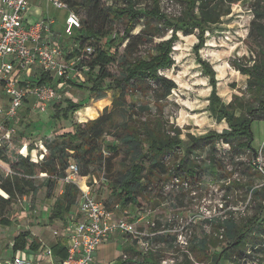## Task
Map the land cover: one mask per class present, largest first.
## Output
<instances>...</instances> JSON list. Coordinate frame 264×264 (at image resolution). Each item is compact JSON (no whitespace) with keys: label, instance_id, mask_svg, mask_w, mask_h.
<instances>
[{"label":"rangeland","instance_id":"rangeland-1","mask_svg":"<svg viewBox=\"0 0 264 264\" xmlns=\"http://www.w3.org/2000/svg\"><path fill=\"white\" fill-rule=\"evenodd\" d=\"M72 1L85 5V7L73 8L81 20L89 14L91 23L98 27H103L106 22L104 14L101 12L104 7L124 4L123 0H99L97 5L93 1L89 4L87 0ZM133 1L140 10L157 2L160 12L169 19L181 15L186 6L185 0ZM31 2V8H38L43 16L54 19V27L64 38L73 39L76 36L75 33L69 36L64 33L65 9L56 8L52 2H47V0H32ZM259 6L264 9V0H241L232 4L230 6L232 16L222 24L221 22L225 21V16L222 15L220 23L209 26L203 33L204 42L199 47H197L199 44L198 28H194L192 33L185 34L180 30L165 29L164 25L157 20H149L148 31L152 35L159 32L160 36L155 34L151 42L139 44V51L136 55H143L147 51L151 53L154 43L175 36L170 52L173 60L172 66L159 70V74L172 79L176 88L171 91L167 101L160 107L148 102V107L151 109L148 112L138 110L130 117L127 116V111L124 108L115 110V124L120 125L124 121L137 124L139 121L149 118L161 120L167 129L178 130L184 144L167 158L169 162L177 160L183 155L188 134L199 136L208 131L220 133L227 129L225 120L216 122L207 110L212 86L209 76L204 75L202 71V61L209 63L212 67L216 93L224 103L232 102L237 113L240 112V109L242 110L240 105L243 106L249 102L253 105L252 107H258L253 100L254 96H251L250 91L246 90L248 76L236 70L233 62L250 66L253 63L252 59H258V56L262 57L260 52L264 50V38L257 34L254 26L250 23L254 20L255 23L264 27V15L260 18L253 16V12L258 10ZM144 23L145 19H142L131 34L138 33ZM111 25L112 29L107 34V38L122 35L124 29L122 21H114ZM86 42L99 44L100 39H90ZM124 44L118 47L116 58L108 65L110 73L116 77L120 72L118 59L122 55ZM70 48L69 46L65 47V52ZM86 72L77 66L74 71L68 73L70 78L67 76L59 79L56 84L52 79L51 81L47 79L51 85L62 87L57 91L58 97L52 101L54 105H49L43 113L34 110L29 101L25 102L14 126L15 132L9 139L0 141L2 152L6 157V161L0 159L1 177L16 174L14 165L19 160V156H26L29 162L41 161L43 155L48 153L44 141H51L57 137L56 135L74 129L76 124L86 123L97 118L104 111L112 110V101L118 96L119 90L110 86L104 91L102 98L97 99L91 96L87 89L80 86V81L86 79ZM67 99H71L75 103L84 102L87 105L81 106L71 113L67 120H52L51 114L57 108L64 107ZM2 100L3 95L0 91V105ZM147 101H149L148 97L138 99V103ZM172 130H170L171 134ZM251 131L253 152L240 151L243 153L227 154L229 146L220 142L221 140L216 142L215 147L218 149L214 152V157L220 163L221 168L213 173L208 163L209 149L207 146L200 147L192 154V159L202 169L195 183L185 182V180L178 181L174 176H170L164 178L158 185H149L142 194H139L136 199L137 203L123 206L112 194L108 184L116 170L124 168L123 145L115 142V145H120V149L113 154L103 148L104 156L110 157L109 162L103 163L101 166H92L89 168L90 176L77 178L76 199H79L85 186L98 201L114 209L117 216L134 221L141 219L136 222L139 230L150 232L152 230L151 223L154 222L157 227L163 225V229H168L170 237L175 238L176 235L181 234L187 244L174 243L173 247V241H168L157 252L142 254L140 249H135L134 245H130L127 238L122 236L109 240L97 249L95 256L98 263L115 264L127 257L134 264H160L162 258H174L173 264H214L213 254L219 253L221 246L227 241L221 234V217L234 221L239 230H243L246 222L253 219V215L258 214L259 205L262 206L261 212L257 220L251 224V229L246 234L243 244L226 252L222 259L219 256L218 264H230L235 259V255L238 256L245 250L246 243L261 242L262 238L259 235L264 230V220L261 218V214L264 215V190H261L264 185V113L255 112V118L251 122ZM105 141L114 143L111 137H106ZM223 149H226L224 154L221 152ZM44 176L41 174L34 178V184L38 186L36 193L17 197L8 213V217L13 220L11 224L0 225L1 258L3 254L7 253V250L11 251L12 249L4 244L5 240H12L17 232L26 230V228L32 233L41 235L46 246L60 240L59 236L53 235V231L57 230L62 233L64 220H55L51 224L45 225L42 223L44 216L41 214H45L52 200L61 195L60 192L63 190L65 181L63 179L58 181L53 198L50 200L46 197V186L42 183ZM253 189L259 190V193L255 195ZM3 194L5 195L0 189V195L3 196ZM76 206L74 204L71 209L74 210ZM202 238L205 239L204 247H200L196 242ZM18 251L20 254L22 253L21 249ZM146 259L151 262H147Z\"/></svg>","mask_w":264,"mask_h":264},{"label":"trees","instance_id":"trees-1","mask_svg":"<svg viewBox=\"0 0 264 264\" xmlns=\"http://www.w3.org/2000/svg\"><path fill=\"white\" fill-rule=\"evenodd\" d=\"M64 1L73 11V8L77 6L85 7V5L75 1ZM92 1L95 5L99 2V0H87L89 4ZM123 1V5H107L101 10L106 19L103 27L91 23L88 14L83 20L80 18L81 27L74 32L76 36L61 42L66 59L78 55L86 45L92 47L93 51L88 56L84 55L77 65L80 69L82 65L88 67L86 79L80 81V86L87 89L91 96L97 99L102 98L104 91L110 86L118 89V96L112 101V110L104 111L100 116L86 123L76 124L74 129L56 135L57 137L51 141H44L48 153L43 155L41 161L29 162L26 156H19V160L14 165L17 175L4 178L0 176V189L5 193L3 196L0 195V225L6 226L13 221L8 217V213L17 197L36 193L38 186L34 184V178L41 174L45 175L42 178V183L46 186V197L53 198L58 181L65 178V171L70 163L77 164L80 176H88L90 167L101 166L103 163L109 162L110 157L104 156L103 148L110 154L120 149V145H115V142L123 145L124 168L123 170H116L115 175L110 177L108 184L112 194L118 198L122 206L137 203L136 199L139 194H142L149 185H158L160 181L170 176H174L178 181L185 180V182L195 183L202 169L192 159V154L200 147H208V163L213 173L221 168L220 163L214 157V152L218 149L215 147L216 142L221 140L220 142L229 146L228 151H226L227 154L254 151L251 145L253 140L251 122L255 118L256 111L264 113V50L260 52L262 57L258 56V59H252L253 63L250 66L233 62L236 70L248 76L246 90L250 91V95L254 96L253 100L258 105L255 108L250 102L243 106L240 105L242 110L240 109L239 113L235 112L232 102L226 104L219 98L215 89L214 71L209 63L202 61V71L204 75L209 76V82L212 86L207 110L216 122L225 120L228 128L220 133L208 131L199 136L188 134L183 155L177 160L169 162L167 158L184 144L178 130L167 129L159 119L146 118L137 124L124 121L120 125H116L114 122L115 110L124 108L127 111V116L130 117L138 110L148 112L151 110L148 107V102L160 107L163 105L162 103L167 101L171 91L176 88L172 79L159 74V70L172 66L173 60L170 52L175 36L154 43L151 53L147 51L143 55H136L139 51V44L151 42L155 34L160 36L159 32L152 35L148 31L149 20H157L164 25L165 29L180 30L185 34L192 33L194 28H198L199 44L197 47H199L204 42V31L209 26L220 23L219 20L222 15L225 16V21L221 22L224 24L226 19L232 16L230 6L241 0H185L186 6L181 15L173 19L167 18L160 12L157 2L140 10L135 6L133 0ZM263 15L264 9L261 6L253 12V16L258 18ZM142 19H145L143 27L138 33L131 34L134 27L140 24ZM114 21L124 23L123 33L114 38H107V34L112 29L111 23ZM250 23L254 26L257 34L264 38V27L255 23L254 20ZM90 39H100V43H87L86 41ZM123 43L125 44L122 55L118 59L120 72L116 77L110 73L108 65L116 58L118 47ZM67 46L71 48L65 52ZM47 79L51 81V78L44 75L40 82L47 81ZM144 97H148L149 101L138 103V99ZM49 105L53 106L54 103L51 102ZM84 105L87 104L84 102L75 103L71 99H67L65 106L57 108L50 117L52 120H67L71 113ZM170 130L173 131L172 134ZM106 137H111L114 143H107ZM225 150L223 149L221 152L224 154ZM0 159L6 161L1 147ZM261 190H264V185H262ZM253 192L256 195L259 190L253 189ZM77 193L78 188L75 183H64L62 194L54 199L49 210L48 224L55 220L66 222L65 216L76 204ZM261 207V205L258 206V214L253 215V219L246 222L243 230H239L235 222L230 219L221 221L222 235L227 241L221 246L219 253L213 254L214 264H218V256L222 259L226 252L243 244L246 234L251 229V224L257 220L261 212ZM261 218L264 220L263 214H261ZM262 233L264 234V230ZM30 235L29 230H23L14 235L12 252L23 250L25 247H28L30 252L36 251L40 247V242ZM196 242L200 247L205 245L203 238L196 240ZM242 252L238 255H241ZM51 253L52 256L59 259H64L67 256L66 249L60 243L51 247ZM146 261L151 262L148 259Z\"/></svg>","mask_w":264,"mask_h":264},{"label":"built area","instance_id":"built-area-1","mask_svg":"<svg viewBox=\"0 0 264 264\" xmlns=\"http://www.w3.org/2000/svg\"><path fill=\"white\" fill-rule=\"evenodd\" d=\"M47 2L67 11L64 18V33L67 36L81 27L79 15L64 0ZM29 3V0H0V91L6 98V104L0 105V141L9 139L15 132L14 126L26 101L31 103L34 110L43 113L58 97L57 91L62 86L55 87L48 81L40 82L42 76H48L56 84L75 70L84 55L88 56L93 51L90 45H86L78 55L66 59L61 46L66 38L55 31L54 19L46 16L34 23H25ZM81 67L88 71L87 66ZM65 172V182L77 185V178L82 177L77 164L73 162ZM76 205L67 214L62 233L53 231L54 236L63 238L67 252L66 258L59 259L56 264H99L95 256L97 249L109 240L122 236L142 254L157 252L168 241H173V247L174 243L187 244L181 234L170 237L168 229H163V225L157 227L154 222L151 223L150 232L139 230L136 222L141 219L134 221L117 216L114 209L92 196L88 188L81 191ZM259 236L261 242L246 243L242 254L235 255L230 264H264V234ZM36 252V257H52L50 247H39ZM30 255L29 252L25 258L12 256L3 264H33L35 257L32 260ZM174 262V258L160 259V264ZM115 264L134 263L124 257Z\"/></svg>","mask_w":264,"mask_h":264},{"label":"crops","instance_id":"crops-1","mask_svg":"<svg viewBox=\"0 0 264 264\" xmlns=\"http://www.w3.org/2000/svg\"><path fill=\"white\" fill-rule=\"evenodd\" d=\"M32 1V0H31ZM30 1V3H29V7H28V11H27V14L25 15V23H34V22H36V21H38V20H40V19H42V18H44L45 16H43V14L39 11V9L38 8H31V4H32V2ZM31 5V6H30ZM66 13H67V11H66ZM66 15V14H65ZM55 25V24H54ZM54 29H55V31H57L58 33H60L59 32V30L57 29V28H55L54 27ZM61 34V33H60ZM30 103V102H29ZM6 104V98L5 97H3V100H2V103H1V105H5ZM31 104V103H30ZM31 106V105H30ZM34 160H35V158H34ZM60 194H62V191L60 192ZM50 200H51V198H49ZM53 202H54V200H52V203H51V205L48 207V210H47V212L45 213V214H41V215H43L44 216V218H43V220H42V223L43 224H47V216H48V213H49V210H50V208H51V206H52V204H53ZM71 210H73V209H71ZM26 230H29L28 228H26ZM30 231V230H29ZM20 232V231H19ZM18 233V232H17ZM16 233V234H17ZM15 234V235H16ZM30 234H31V237L32 238H36L39 242H40V247H42V246H45V247H52L53 245H55L56 243H60L62 246H63V238H61L60 237V240L58 239L57 241H54L52 244H50V245H47L46 246V244H45V241L43 240V238H42V236L41 235H39V234H35V233H32L31 231H30ZM13 238V237H12ZM11 239V238H10ZM11 241L12 240H5V245L8 247V248H10L11 246H10V243H11ZM64 247V246H63ZM37 251V250H36ZM36 251H29V248L28 247H25L23 250H22V253L20 254L19 253V251H16V252H12V250L11 251H8L7 250V253L6 254H3V253H1V254H3L2 255V258L0 257V264H3L7 259H9V258H11L12 256H18V257H23V258H25V257H27V256H29V252L31 253V255H30V258L33 260V257H35L34 258V262H33V264H56L57 262H58V260H59V258H57V257H54V256H52V257H47V256H44V257H36Z\"/></svg>","mask_w":264,"mask_h":264},{"label":"bare ground","instance_id":"bare-ground-1","mask_svg":"<svg viewBox=\"0 0 264 264\" xmlns=\"http://www.w3.org/2000/svg\"><path fill=\"white\" fill-rule=\"evenodd\" d=\"M80 185V184H79ZM84 190H86V187L84 186V188H83Z\"/></svg>","mask_w":264,"mask_h":264},{"label":"water","instance_id":"water-1","mask_svg":"<svg viewBox=\"0 0 264 264\" xmlns=\"http://www.w3.org/2000/svg\"><path fill=\"white\" fill-rule=\"evenodd\" d=\"M218 258H219V256H218Z\"/></svg>","mask_w":264,"mask_h":264}]
</instances>
